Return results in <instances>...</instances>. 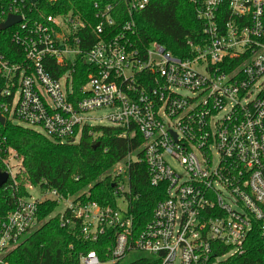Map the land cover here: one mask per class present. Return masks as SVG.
I'll return each instance as SVG.
<instances>
[{"label":"built area","instance_id":"2783aa9c","mask_svg":"<svg viewBox=\"0 0 264 264\" xmlns=\"http://www.w3.org/2000/svg\"><path fill=\"white\" fill-rule=\"evenodd\" d=\"M57 2L0 0V25L21 19L0 31L20 50L8 58L0 47V116L74 145L98 127L90 115L108 109L111 127L124 138L138 132L142 145L110 174L116 207L91 201L89 191L66 197L30 183L20 195L23 164L9 150L6 185L16 202L0 217V264L54 218L98 246L77 264H124L136 254L128 264H229L246 254L255 230L264 243V0H189L203 30L179 54L134 40L135 16L150 0L96 3L95 25L74 10L47 13ZM80 62L90 72L79 87ZM135 164L166 192L142 226L132 213ZM45 203L57 209L42 221Z\"/></svg>","mask_w":264,"mask_h":264},{"label":"trees","instance_id":"16d2710c","mask_svg":"<svg viewBox=\"0 0 264 264\" xmlns=\"http://www.w3.org/2000/svg\"><path fill=\"white\" fill-rule=\"evenodd\" d=\"M7 3L11 0H2ZM118 0H58L53 6H46L47 13L62 14L70 10L82 14L92 24H97L96 3ZM120 4L119 9L124 10ZM137 29L134 40L147 46L157 42L179 54L187 39L200 38L202 22L197 18L194 6L189 0H150L149 7L136 14ZM120 29V25L117 27ZM90 32V30H89ZM94 41V37H93ZM0 47L8 58L19 52L10 43V34L0 32ZM83 74L79 87L86 83L88 66L79 63ZM120 129L94 127L86 129L79 144H60L45 136L8 121L0 126V171L6 172L5 159L9 150H14L22 160L24 178H18L20 190L25 183L56 190L60 194L76 196L89 191L90 200L102 206L116 207L113 182L110 174L114 167L123 162L130 153L142 145L141 136L124 138ZM97 149L94 147L97 144ZM132 183L138 199L132 213L136 224L142 226L150 221L158 202L166 198L164 187L150 185L145 164H135ZM9 185L0 188V217H6L15 208V192ZM23 190L20 195H24ZM57 209L56 203H45L40 207V219L46 220ZM74 244L73 250L70 246ZM98 249L97 245H83L68 231L61 229L59 219L45 222L30 234L9 256L10 264H77L82 250ZM229 264H264V243L255 230L247 243L245 255L233 258Z\"/></svg>","mask_w":264,"mask_h":264},{"label":"rangeland","instance_id":"374dc122","mask_svg":"<svg viewBox=\"0 0 264 264\" xmlns=\"http://www.w3.org/2000/svg\"><path fill=\"white\" fill-rule=\"evenodd\" d=\"M183 94H185V95H189V96H190V94H189L187 91L183 92ZM110 112H111V111L108 110V109L98 110V111L93 112V113L90 115L91 118H92L93 120L91 121V123H90L89 125H90V126H100V127H111V126H112V125H111V122H110L109 120H107V116L110 114ZM7 160H8V159H7ZM170 162H171L172 166H173L178 172H180V173L183 172L182 167H181L177 162H174V161H170ZM12 163H13V164H16L15 162H12ZM18 177H19L20 179L23 180V178H24L23 172H21L20 175H18ZM28 183H29V182H28ZM26 184H27V183H25L23 187H25ZM33 196H38L37 192H35V194H34ZM59 211H60V210L58 209L57 212H59ZM141 256H142V255H140V254H136V255H134V257L125 260V261H124V264H128V263H130L133 259H136L137 257L140 258Z\"/></svg>","mask_w":264,"mask_h":264},{"label":"water","instance_id":"95a60500","mask_svg":"<svg viewBox=\"0 0 264 264\" xmlns=\"http://www.w3.org/2000/svg\"><path fill=\"white\" fill-rule=\"evenodd\" d=\"M21 19L18 17H14V16H9L8 20L6 23L1 24L0 25V31H6L8 30L10 27H12L13 25H15L17 22H20ZM0 123L2 125H5V118L0 116ZM100 146V144L98 143L94 149H97ZM9 181V174L7 172H1L0 171V188H3Z\"/></svg>","mask_w":264,"mask_h":264}]
</instances>
